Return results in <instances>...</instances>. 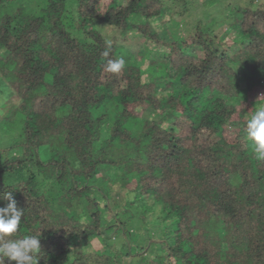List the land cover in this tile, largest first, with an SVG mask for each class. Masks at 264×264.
Returning a JSON list of instances; mask_svg holds the SVG:
<instances>
[{
	"label": "trees",
	"instance_id": "1",
	"mask_svg": "<svg viewBox=\"0 0 264 264\" xmlns=\"http://www.w3.org/2000/svg\"><path fill=\"white\" fill-rule=\"evenodd\" d=\"M37 1L43 14H0V91L17 135L0 150V206L12 192L24 212L8 238L39 237L38 264H264V160L246 136L264 102V7H237L223 39L208 26L183 40L173 10L160 32L152 25L165 0ZM97 23L168 47L163 77L142 81L145 43L137 59ZM118 58L124 68L107 71ZM117 184L133 192L122 209L110 207ZM120 233V247L104 243Z\"/></svg>",
	"mask_w": 264,
	"mask_h": 264
},
{
	"label": "rangeland",
	"instance_id": "2",
	"mask_svg": "<svg viewBox=\"0 0 264 264\" xmlns=\"http://www.w3.org/2000/svg\"><path fill=\"white\" fill-rule=\"evenodd\" d=\"M76 0H70V4L74 7ZM167 6L166 11L163 13V15L159 18L152 19V25L156 28L158 32L162 30L164 25L169 23V21L173 18L169 13L171 10L177 12L180 14L179 18V24L177 27L171 26L174 28L180 38L188 39V36L192 33H194L196 30L199 29H205L206 27L210 26L213 31L216 32L217 36L220 37V39H223L225 35L222 33L226 27H228V24L230 23V20L232 19L234 13L236 12L237 7L240 6H249V7H258L263 6L264 7V0H165ZM45 3L37 0H17L11 4H6L3 6H0V14L5 12H12L15 10V8H22L24 11H26L29 14H36L40 15L44 13ZM70 6V7H72ZM73 14V13H72ZM97 26H99L97 29L101 32L103 37L111 42L115 46H119L121 48L128 46V44H133V53H137V59H140L141 52H138L145 43L144 38L136 37L134 39H130L129 36L135 33H129L128 40H121L120 32L118 29L114 28L113 26H105L97 23ZM169 27V28H170ZM231 31L228 36L230 39H234L236 34L235 30L230 28ZM173 30L170 28L169 30H163V33H161V36L164 40L170 42V39L172 37ZM138 45V47H136ZM191 46L193 53L196 57H202V51L199 47H195L194 45ZM144 50V59L145 62L141 66L142 68V81H150L155 79H161L163 77V71H164V62L166 63L168 61L167 54L169 52V48L165 46H158L155 45L154 42L145 43V47L143 46ZM159 59H158V58ZM157 58V60H154ZM154 65L156 67L149 68V66ZM158 67V68H157ZM157 68V69H156ZM155 69V70H153ZM0 89H2V86L0 85ZM14 104L12 102L11 96L8 95V91H0V150L7 149L12 141L17 139V135L14 134V131L12 129L15 128L13 126L12 120L5 119L6 116L9 114L11 109L14 107ZM257 108L264 106V102L260 105H255ZM151 118L156 117L155 114L150 115ZM167 124L166 121L162 122V125L165 126ZM109 135V130L107 125L102 130V138L107 137ZM44 151V150H43ZM15 173H9L8 174V180H12L15 178ZM112 192L114 196H111L110 198V207L111 208H123L124 206V198H131L133 197V192L128 193L127 188H123L121 185L117 184L112 186ZM98 205L101 208V224H104L107 219L111 215L110 209L103 210V207L106 205V202L103 200L98 201ZM130 210L133 214H135L138 210V208L134 206L130 207ZM130 222V232H133L134 229H136L137 226L142 225V222L138 217H134L132 221ZM147 225H150L147 223ZM146 225V231H148L147 235L150 236H156V237H163L165 232L163 231V228L161 225H157L155 223V226H147ZM125 235L123 233H120L115 236V238L110 239L109 241H105V244H111L115 243L117 247H120V240L124 239ZM143 241V240H142ZM143 244H147V241L145 240ZM95 247V245L93 246ZM146 250V249H145ZM147 256L150 257L153 255L150 246L148 247ZM109 252L115 253V247L110 248Z\"/></svg>",
	"mask_w": 264,
	"mask_h": 264
},
{
	"label": "clouds",
	"instance_id": "3",
	"mask_svg": "<svg viewBox=\"0 0 264 264\" xmlns=\"http://www.w3.org/2000/svg\"><path fill=\"white\" fill-rule=\"evenodd\" d=\"M124 66L125 61L122 58L108 60L107 71L119 73ZM246 136L254 146L256 158L264 160V106L257 108L248 119ZM3 198L7 203L0 206V264H6V260L8 264H38L41 250L39 237L28 235L17 239L8 238L17 232L24 212L17 206L12 192H6Z\"/></svg>",
	"mask_w": 264,
	"mask_h": 264
}]
</instances>
